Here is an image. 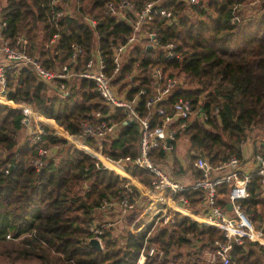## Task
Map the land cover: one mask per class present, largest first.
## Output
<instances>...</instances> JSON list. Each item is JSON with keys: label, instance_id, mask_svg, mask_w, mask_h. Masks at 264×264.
<instances>
[{"label": "trees", "instance_id": "trees-1", "mask_svg": "<svg viewBox=\"0 0 264 264\" xmlns=\"http://www.w3.org/2000/svg\"><path fill=\"white\" fill-rule=\"evenodd\" d=\"M123 1L58 0L53 4L52 0H0V20L7 24L4 38L13 41L24 37L27 54L49 69L71 62L73 44L82 49L77 58L80 68L100 50L106 73L111 75L113 47L124 44L132 28L128 21L106 13L105 6ZM125 1L137 10L154 0ZM253 1L201 0L192 14L186 13L181 0L165 2L163 6L172 11V19L155 15L148 26L158 29L161 46L174 45L175 57L168 60L162 51L148 49L152 44L148 39L142 40L127 48L122 67L112 78L117 92L127 100L136 98L137 110L146 116L145 102L155 87L154 70L160 69L165 78L184 77L186 87L176 81L167 100L157 104L170 113L179 98L190 101L192 114L185 119L184 128L177 130L170 155L173 167H180L182 172L183 160H187L178 159L176 147L182 135L189 143L183 156L199 150L217 164L239 154L241 141L253 129L264 128V0H258L256 16L232 22L233 16L244 15L241 10ZM127 16L133 19L129 10ZM53 34L58 38L51 44ZM142 88L145 94H140ZM4 96L29 105L47 124L81 139L104 156L119 159L138 154V125L125 123L122 110L107 106L89 80L82 79L76 88L62 93L58 83L39 81L30 69L10 65ZM6 104L0 103V264H136L142 249L146 250L144 264H206L204 253L214 249L215 240H224L219 229L177 214L172 224L155 226L152 231L151 225L138 234L123 230L124 242L108 227L101 236L102 251L93 249L88 240L93 236L89 226L96 221L95 215L105 210L117 212L101 209L103 200L109 204L128 198L136 208L140 190L130 184L132 193H128L127 180L103 168L96 157L40 120L37 124L44 131L40 138L34 143L31 133L21 140L31 116ZM96 112L111 114L112 122L120 127L117 135L81 137L82 124L96 122ZM201 112L207 116L205 120ZM193 114L200 122H190ZM159 121L154 114L153 124ZM254 151L264 154L262 142L254 141ZM37 159L41 161L38 169L34 163ZM151 159L155 164H166V154L160 149ZM126 170L146 184L154 178L136 166L127 165ZM181 194L188 198L190 207L202 202L196 191ZM241 207L252 220L264 223V197L257 179ZM96 224L103 226L99 221ZM151 247L155 252L148 256ZM231 257L236 264H264V246L246 240L244 245L232 247Z\"/></svg>", "mask_w": 264, "mask_h": 264}, {"label": "built area", "instance_id": "built-area-1", "mask_svg": "<svg viewBox=\"0 0 264 264\" xmlns=\"http://www.w3.org/2000/svg\"><path fill=\"white\" fill-rule=\"evenodd\" d=\"M57 1L52 0L53 4ZM167 1L170 0L148 1L142 8L137 10L133 9V5L125 0L118 4L106 3V13L115 16L117 20L128 21L132 28V33L126 38L125 43L113 47L111 75L106 73L107 64L100 50H95L93 55L85 61L84 66L80 68L77 58L82 54V49L79 45L74 44L72 45L71 62L69 64H64L55 69L46 68L37 58L27 54V40L24 37L16 38L13 41L4 38L3 32L7 24L5 21L0 20V57L4 60V62H0V98L4 99L0 100V103L10 101L4 96L6 70L10 65L30 69L39 81L58 83V90L62 93H68L74 81L79 82L86 79L93 82L95 89L107 106L112 110H122V114L126 118L125 123L131 122L138 125V154L134 157L126 155L119 159H112L95 152L84 144L81 139L73 137L67 132V135L64 136L96 157L103 168L114 171L127 180L126 189L128 193H132L130 184H133L140 190L141 195L149 196L152 199L150 204L130 221L127 230L132 234H138L149 225H151L149 231L156 225H170L179 213L198 223L215 227L222 232L224 240H215L213 242L214 249L204 253L203 261L206 264H236L231 257V250L234 245L242 246L246 240H249L264 246V229L256 230L254 227L255 221L247 216L241 207V201L248 199L250 196L254 179H257L260 195L264 197V154L253 150L250 137L241 141L239 154H234L217 164L209 162L199 150H193L191 155L194 157L192 163L194 171H187L180 177L174 172L180 171L181 168L173 167L170 155L175 147L177 130L184 128L185 119L192 114V107L190 101L182 97L173 103L170 113L165 108L157 106L159 102L167 100L171 95L173 89L177 86L176 80L165 78L158 68L154 70L153 82L155 87L153 94L145 102L148 110L146 116H141L137 110L136 98L127 100L124 94L117 92V88L111 82L113 76L122 67L127 48L133 44L141 43L142 40L148 39L152 43L148 46L154 47L157 51H162L168 60L175 57L174 45L161 46L157 36L158 29H150L148 26L155 15L168 20L172 19V11L163 6ZM181 1L185 3L187 14H192V8L201 2V0ZM128 10L131 11L133 19L127 16ZM61 14L62 12H58V15ZM252 17L254 15L251 17L235 15L232 22L246 21ZM87 20L89 19L87 18ZM90 22L91 24L95 23L91 20ZM57 38L58 35L53 34L50 43L53 44ZM145 93V89H140V94ZM9 105L22 110L26 115L39 119L47 126L49 125L29 105L17 104L13 101H10ZM154 114L160 118V121L155 124H153ZM94 115L96 122H84L82 124L81 137L105 139L107 136L117 135L120 127L112 122L110 113L96 112ZM201 118L205 120L207 116L202 114ZM51 127L53 128V126ZM55 130L57 131V129ZM43 133V129L37 126L32 132V141L35 143ZM260 139L259 141L264 145V135ZM157 149L166 154L165 165L155 164L152 161L151 154ZM38 153L42 154L43 151L39 149ZM34 163L37 169L41 167L40 159H37ZM183 164L186 165L183 162L182 167L185 166ZM127 165L148 170L154 175V178L150 181V184L141 182L127 172ZM187 190L196 191L202 196V202L198 204L196 209L190 207L188 198L181 194ZM228 204L231 205L230 210L227 208ZM104 208H111L123 215L135 209L134 203L130 202L128 198L109 204L106 200H103L101 209L104 210ZM145 216L148 217L143 222ZM107 228L106 225L98 227L96 221H94L89 226V231L93 234L92 237L99 239L102 244L101 236L103 230ZM6 238L10 239V234H7ZM154 252V248L151 247L147 255L152 256ZM145 259L146 250L142 249L136 264H144Z\"/></svg>", "mask_w": 264, "mask_h": 264}, {"label": "rangeland", "instance_id": "rangeland-1", "mask_svg": "<svg viewBox=\"0 0 264 264\" xmlns=\"http://www.w3.org/2000/svg\"><path fill=\"white\" fill-rule=\"evenodd\" d=\"M68 4L71 6L70 1H69ZM258 6H259L258 1H255V2L250 3L248 7H245L244 8L245 10L243 9L241 11L242 12L244 11L243 14L246 15L247 17H251L253 15L256 16L259 13V11H260L258 9ZM0 62H4V60L1 57H0ZM176 81L179 82V85L182 83L181 85H184L185 86V84H184L185 83L184 77H179L178 80H176ZM1 104H6V103H1ZM6 105L14 108L13 106H11L9 104H6ZM197 118H198L197 115L196 114H193V116L191 117L190 122H192L194 120H198L200 122V119L199 118L197 119ZM37 121H39V119L31 116V124L28 126L29 128L28 127L27 128L24 127L22 129L21 138H20L21 140L24 139L27 136H30V132L33 131V130H35L37 128V126H38ZM58 133L60 135H62V133H60V132H58ZM263 135H264V128H259V129L256 128V129H253L249 133V136L248 137H250L251 140H257V141H259V140H261L260 138L263 137ZM179 144H180V146H178ZM188 146H189V143L187 142V138L184 135H182L181 138L177 141L176 147H180L179 148L180 150H181V147H183V150L180 151V152H182L181 153L182 155H181L180 159H182V157H183V159H186L187 161H184L183 160V162L186 163V166L187 167L192 168L193 158L190 156L191 155V152L190 153L188 152L187 155L185 153V155L183 156V154L186 151V149H187ZM173 155H174V153L172 154V156ZM185 156H186V158H185ZM181 173H183L181 169L178 172L177 171L174 172V174H176V175L177 174L180 175ZM138 200L140 201L139 202V205L136 206V208L133 209L131 212L126 213L125 215H123V214L116 215L117 212H113L112 213L109 210H105V211H103L102 214H99V213L96 214L95 215V220L96 221H99L103 225H106L107 227H112V233L114 234V236L117 237L119 240H121V242H124L123 241V239H124V231L127 230V229L124 230V227H123V229H121V227L117 226L118 223H116V221L118 219L119 220H122V222L125 221V226L127 228V226L130 223V221H132V219L136 215H138L141 212V210L144 207L148 206L150 204V202L152 201V199L149 196H143V195L138 196ZM194 208L196 209V207H194ZM180 215H182V214H180ZM148 216H145V218L142 221L144 222V220H146ZM260 224H264L263 221L262 220H259V219L256 220V223L254 224V227H255L256 230L257 229H261V226H258ZM164 226H167V225H163V226L156 225V228H161V227H164ZM150 231H152V230H150Z\"/></svg>", "mask_w": 264, "mask_h": 264}, {"label": "crops", "instance_id": "crops-1", "mask_svg": "<svg viewBox=\"0 0 264 264\" xmlns=\"http://www.w3.org/2000/svg\"><path fill=\"white\" fill-rule=\"evenodd\" d=\"M151 48V47H150ZM78 83L79 82H73L72 83V87L73 88H76L77 87V85H78ZM29 128V127H28ZM32 132H34V130L33 131H31L30 132V134L32 133ZM254 141H257V140H251V143H252V147H253V150H254ZM258 142V141H257ZM178 146H180V144L178 145ZM180 147H177V157H178V159L181 161L182 159H180V157H181V153L182 152H180V151H182L183 150V147H181V150L179 149ZM185 150V149H184ZM183 165H185V164H183ZM184 168V171H183V173L182 174H180L179 176L181 177L185 172H192V170H193V168H191V169H189V167H187L186 165L183 167ZM194 171V170H193ZM118 219V218H117ZM116 223H118L117 224V226H119V227H121V229H123V227H124V230L126 229V226H125V221H123L122 222V220H117L116 221ZM255 223H256V221H255ZM115 224V223H114ZM258 226H261V228H263L264 229V224H260V225H258Z\"/></svg>", "mask_w": 264, "mask_h": 264}, {"label": "water", "instance_id": "water-1", "mask_svg": "<svg viewBox=\"0 0 264 264\" xmlns=\"http://www.w3.org/2000/svg\"><path fill=\"white\" fill-rule=\"evenodd\" d=\"M151 46H148V49L150 48ZM49 126V125H48ZM53 128H55V127H53ZM55 129H57V128H55ZM57 131H59L58 129H57ZM60 133H62L63 135H67V133L66 132H61V131H59ZM227 208L230 210L231 209V205L230 204H228L227 205ZM88 244L93 248V249H95V250H97V251H102V249H103V246H102V244H101V242H100V240L99 239H97V238H93V237H91L89 240H88Z\"/></svg>", "mask_w": 264, "mask_h": 264}, {"label": "bare ground", "instance_id": "bare-ground-1", "mask_svg": "<svg viewBox=\"0 0 264 264\" xmlns=\"http://www.w3.org/2000/svg\"><path fill=\"white\" fill-rule=\"evenodd\" d=\"M41 117V116H40ZM42 118V117H41ZM59 131H61V132H63L62 130H59Z\"/></svg>", "mask_w": 264, "mask_h": 264}]
</instances>
